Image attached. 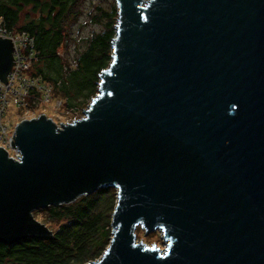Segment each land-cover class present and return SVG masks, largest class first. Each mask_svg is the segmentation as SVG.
<instances>
[{
  "label": "water",
  "instance_id": "95a60500",
  "mask_svg": "<svg viewBox=\"0 0 264 264\" xmlns=\"http://www.w3.org/2000/svg\"><path fill=\"white\" fill-rule=\"evenodd\" d=\"M116 4L83 116L22 120L20 156L0 147V243L51 240L36 211L114 188L110 243L86 264H264V0ZM14 63L0 38V83Z\"/></svg>",
  "mask_w": 264,
  "mask_h": 264
},
{
  "label": "trees",
  "instance_id": "16d2710c",
  "mask_svg": "<svg viewBox=\"0 0 264 264\" xmlns=\"http://www.w3.org/2000/svg\"><path fill=\"white\" fill-rule=\"evenodd\" d=\"M82 1L0 0V18L8 30L35 37L37 60L32 76L53 84V97L67 108L87 105L96 94L99 75L110 64L116 35L118 13L113 5L110 12L102 11L103 30L89 38L85 50L72 62H64L58 50L65 44L66 27L79 18ZM107 190L100 189L69 205L36 211L35 217L43 215L46 223L58 225L54 237L31 238L14 245L0 243V264H86L99 258L112 236L111 215H106L107 202L102 201ZM108 202L112 214L114 194Z\"/></svg>",
  "mask_w": 264,
  "mask_h": 264
},
{
  "label": "rangeland",
  "instance_id": "374dc122",
  "mask_svg": "<svg viewBox=\"0 0 264 264\" xmlns=\"http://www.w3.org/2000/svg\"><path fill=\"white\" fill-rule=\"evenodd\" d=\"M113 5H116L117 7L116 0H83L82 1V3L79 6V10H81V13L79 14V18L75 22L71 23L68 27H66L65 33L67 34V37L65 39V44L58 50V54L59 56H61V58H63L64 62L65 61L69 63L72 62L77 54L85 50L89 38H91L95 33L101 32L103 30L102 23L104 22V19L100 18L102 11L110 12ZM99 20H101V22H99ZM8 80H9V76H8ZM97 93L98 90L96 94ZM36 94L39 93L37 92ZM96 94L92 98H94ZM92 98H90L87 101V105L81 106L84 109H82L81 107H77V108H79V110L81 109V111H84L87 108V106L91 103ZM57 101H61V100L55 99L53 97L49 103L44 104L35 101L33 103H29L25 107L20 108L16 105L15 101L12 99L5 117V121L12 126H16L22 120L36 118L39 115H45L48 118H51L56 124L60 125L61 123H68L73 121V119H76L77 117L83 116V113L81 112L82 114H80L79 112V114L77 115L75 114L74 116H71L70 114L71 117L70 118L69 114L67 113L68 110L67 107L61 105V107L58 109ZM113 194L115 198L113 208H115L116 200H117L116 189L109 188L105 194L106 198L102 200L103 202L105 200L107 202L105 211H106V215H111L110 216L111 221H112L113 212L111 214V208H110L111 203L108 201L110 200V198H112ZM35 218L38 221L44 223L52 231L58 228L57 224L46 223L43 215H36ZM137 240L139 242L142 241L148 246L156 245L160 249L165 248V242H163L161 233L159 231H155L153 233L146 235L144 230L139 228L137 230Z\"/></svg>",
  "mask_w": 264,
  "mask_h": 264
},
{
  "label": "built area",
  "instance_id": "2783aa9c",
  "mask_svg": "<svg viewBox=\"0 0 264 264\" xmlns=\"http://www.w3.org/2000/svg\"><path fill=\"white\" fill-rule=\"evenodd\" d=\"M0 38L12 40L15 58L8 83H0V147L4 148L10 157L17 159L20 154L12 146L16 126H12L5 121L11 100L13 99L20 108L35 101L44 104L49 103L53 98V84L31 74V68L37 60L34 36L26 32H12L8 30L4 19L0 18ZM37 92L39 94H36ZM57 102V108L59 109L63 103L62 101ZM67 109L69 117L70 114L74 116L75 114H79V112L80 114L84 112L77 107ZM80 118L77 117L76 119Z\"/></svg>",
  "mask_w": 264,
  "mask_h": 264
}]
</instances>
